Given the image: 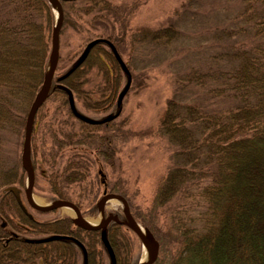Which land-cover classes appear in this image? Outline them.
I'll return each instance as SVG.
<instances>
[{
	"label": "trees",
	"instance_id": "trees-1",
	"mask_svg": "<svg viewBox=\"0 0 264 264\" xmlns=\"http://www.w3.org/2000/svg\"><path fill=\"white\" fill-rule=\"evenodd\" d=\"M137 2L62 0L61 29L68 25L109 40L124 65L110 47L98 43L88 49L87 44L69 69L54 72L32 122V191L42 177L47 202L69 201L82 216L95 215L100 197L91 171L97 164L101 184L129 205L117 183L107 186L101 165L115 166V142L126 141L131 132L115 122L117 115L96 124L78 120L58 85L71 91L75 109L78 99L101 113L114 103L122 75L130 80L135 72L130 49L179 40L184 48L181 60L174 61L173 92L155 130L171 151L169 165L151 207L168 219L170 249L162 247L157 224L130 214L142 219L158 243L157 254L165 251L152 264H264V0H184L164 25L130 34L128 22ZM208 4L211 14L222 6L229 13L212 27L210 43L193 53L183 45L189 38L184 40L181 24ZM53 25L47 0H0V264H83V251L87 264H107L99 231L78 227L70 216L37 218L27 208L24 212L12 193L3 192L11 185L24 191V126L47 71ZM56 97L60 101L53 112L41 113ZM157 216L151 211V219ZM128 231L119 223L106 229L116 264H136ZM51 235L64 237L36 241Z\"/></svg>",
	"mask_w": 264,
	"mask_h": 264
},
{
	"label": "rangeland",
	"instance_id": "rangeland-1",
	"mask_svg": "<svg viewBox=\"0 0 264 264\" xmlns=\"http://www.w3.org/2000/svg\"><path fill=\"white\" fill-rule=\"evenodd\" d=\"M109 1L115 5L126 4L128 6L131 5L134 0ZM182 1L184 0H138V8L130 15L131 17L128 22L129 33L139 32L138 30L143 27L154 29L164 25L168 18L175 17V12L180 9ZM209 6V4L205 6V9H203L200 14L194 13L189 16L190 22L181 24V29H183L182 31L185 33L184 40L187 37L189 38L188 41H184L185 43H183V45H188L193 53L199 51L196 50V48L206 46L210 43L212 27L217 25L220 20L224 18L225 13H229L226 7L222 6L219 7L216 14H211L208 10ZM218 6L219 4L216 8ZM52 13L55 23L56 13L53 6ZM96 35L97 34L94 33L91 37L85 31L75 32L71 27L65 25L59 34L58 45L60 58L55 75H60L65 70L69 69L79 58L88 42L94 39ZM87 36L91 38L87 39ZM181 46L182 44L179 43V40L169 45L159 43L153 46H144L146 49L152 48L150 55L149 53L146 54L145 48L142 50L137 47L130 49L136 59L135 61L133 58L136 69L132 75L130 74L129 88L120 106L116 105V99L127 82V74L122 75L118 89L116 90L114 103H112L106 111L94 113L83 106L78 99H75L76 109L83 116L97 120L117 114L115 122L122 123V129L131 132L129 139L126 141L115 142L117 150L115 166L110 168L101 165V167H103L101 171L105 176L107 186L117 183V185L122 188V193L128 200L129 212H131L132 215H138L141 216L143 220H147L144 223L154 222L157 224L158 233L161 239L164 240V243H161L162 247L164 245L165 248L167 247L169 249L172 244L166 233L169 228L168 219L164 214H161L159 209L153 211L151 207L160 181L166 174L171 151L166 143L156 134L155 130L157 129L158 121L166 106L167 99L171 97L173 92V68H178L175 66L174 61L177 62V60H181L179 59V56L182 54L180 49L184 48ZM206 50L208 53L211 52V49L207 47ZM123 57L124 60H129L128 54ZM172 60L173 66L171 65ZM49 100L50 101L46 102L41 113L46 112L48 115L51 114L58 101H60V98L56 97ZM38 136H40V134ZM21 152L23 156V147H21ZM99 168L100 166L95 164L91 171V177L94 181H97V198L101 196L104 188L100 181L101 177L97 172ZM24 184L23 190H25L26 187V179ZM46 186L45 179L38 177L32 192V200L35 199L39 202L36 204L44 205L48 203L44 198ZM107 192H109V188H107ZM21 197L27 210L37 218L45 219L55 216H72L71 209L69 208H60L54 211L37 213L27 205L22 195ZM97 207L98 210L95 215L86 214L84 216L91 225L100 222L108 213L116 212L118 215H123V205L119 199L109 198L106 202L101 204L97 202ZM67 209L69 211H67ZM151 211L158 214L156 221L150 218ZM141 220L140 218L137 220L133 219V222L136 227L146 235ZM128 232L135 244L132 251V255H134L132 263H138L142 261L145 256V245L132 231ZM153 245L154 244L150 245L152 246V250L154 247ZM162 250L164 249H161L159 254H157L160 257H164L165 254V251L163 252ZM107 264H109V262Z\"/></svg>",
	"mask_w": 264,
	"mask_h": 264
},
{
	"label": "water",
	"instance_id": "water-1",
	"mask_svg": "<svg viewBox=\"0 0 264 264\" xmlns=\"http://www.w3.org/2000/svg\"><path fill=\"white\" fill-rule=\"evenodd\" d=\"M47 1L49 2V4L51 6H53L55 8L56 20H55V23H54L52 31H51L50 57H49V63H48L47 71H46V74L44 76L43 82H42L38 92L35 95V98H34L32 104H31V108H30V111L26 117L25 126H24L23 146H22L23 147L22 166H23L24 171L26 172V187L24 190L26 202L31 208H33L34 210L39 211V212H49V211H53V210H56L59 208L71 209L72 217H73V219H74V221L78 227H80L84 230H97V231H99L101 242L103 243V246L106 249V252L108 255L109 264H116V261H115L114 253H113V251H112V249L108 243V240L106 238V227L109 223H123L133 233H135V235L138 237V239L142 243H144V245L154 244L152 253L149 256V258L144 259V260L137 263V264H152L154 262V260L156 259V256L158 253V243L149 233L146 232V235H147L146 236L136 227V225L134 224L133 219L131 217V214L129 212L128 205H127L126 201L124 200V198H122L121 196H119L117 194H113V193H106V191L104 190L102 196L100 197V199L98 201V203L99 204L104 203L109 198L119 199L123 205V211H124V215H125L126 220L125 221H119V220H117V218L115 216L107 215L100 222H98L97 224H93V225L86 223L85 218L81 215L79 209L72 202L65 201V200H57V201H53L49 204L40 205V204L34 203L32 200V188H33V180H34L33 170H32L31 161H30V134H31V129H32V122H33V117L35 115L36 110L41 105V103L43 102V100L45 99V97L49 91L51 81H52V78L54 76L55 68H56L57 61H58L59 33H60L62 22H63V12H62V5H61L62 0H47ZM98 43L108 45L111 48L116 61L121 66L124 65L122 62V59L120 58L119 54L116 52L114 46L107 39L95 38V39L91 40L88 43V49L91 48L92 46H94L95 44H98ZM72 69L73 68L68 70L64 75L60 76L59 80H62L66 75H68V73H70L72 71ZM129 84H130V80L128 79L124 88L121 90V92L117 96V99H116L117 105L121 104V101H122L124 95L126 94L128 88H129ZM58 87L60 89H62L67 94V96H68L67 102H68L69 110L75 118H77L78 120L83 121L85 123H88V124H96L98 122L96 120L89 119V118L81 115L80 113H78L75 109V106H74L71 91L67 87L62 86V85H58ZM115 115H117V114H113V115L108 116L106 118V120L113 119L115 117ZM3 192L12 193L13 196L15 197L17 203L19 204V206L22 208V210L24 212H26V208L22 204V201L20 198V193H21L20 188L14 186V185H11V186L5 187L3 189ZM63 237L64 236H60V235H51V236H48V237H45L42 239H38L36 241L37 242H47V241H51V240L61 239ZM83 264H87V258H86L85 251H83Z\"/></svg>",
	"mask_w": 264,
	"mask_h": 264
},
{
	"label": "flooded vegetation",
	"instance_id": "flooded-vegetation-1",
	"mask_svg": "<svg viewBox=\"0 0 264 264\" xmlns=\"http://www.w3.org/2000/svg\"><path fill=\"white\" fill-rule=\"evenodd\" d=\"M106 46H108V45H106ZM109 47V46H108ZM106 191L107 192V188H106V186L104 185V188H103V191ZM21 194V193H20ZM23 197H24V200H25V202H26V199H25V193H24V191H23V193L21 194ZM21 195H20V197H21ZM107 215H112V216H115L116 218H117V220H119V221H125L126 219H125V215H124V212H123V215L122 214H120V215H118V214H116V212L115 213H108ZM109 224H111V223H109ZM109 224L107 225V227L109 226ZM119 224H123V223H119ZM124 225V224H123ZM125 226V225H124ZM107 227H106V229H107ZM126 228H128V227H126ZM110 245V244H109ZM111 247V246H110ZM112 249V248H111ZM113 251V250H112Z\"/></svg>",
	"mask_w": 264,
	"mask_h": 264
},
{
	"label": "bare ground",
	"instance_id": "bare-ground-1",
	"mask_svg": "<svg viewBox=\"0 0 264 264\" xmlns=\"http://www.w3.org/2000/svg\"><path fill=\"white\" fill-rule=\"evenodd\" d=\"M33 201H34L35 203H39V202H37L35 199H33ZM67 211H69V210L67 209ZM85 221H86L87 224H90L89 221H87L86 219H85ZM90 225H91V224H90ZM137 228H138V227H137ZM138 229H139V228H138ZM139 230H140V229H139ZM144 249H145V251H144V252H145V256H144L143 260L149 258L150 254H151V252H152V246L146 244V245L144 246Z\"/></svg>",
	"mask_w": 264,
	"mask_h": 264
}]
</instances>
